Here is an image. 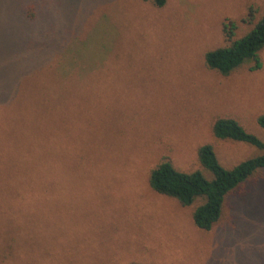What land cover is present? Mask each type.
<instances>
[{
	"label": "rangeland",
	"instance_id": "rangeland-1",
	"mask_svg": "<svg viewBox=\"0 0 264 264\" xmlns=\"http://www.w3.org/2000/svg\"><path fill=\"white\" fill-rule=\"evenodd\" d=\"M251 10L256 22L264 0H0L1 127L22 101L51 96L56 143L68 135L57 206L23 233L0 224V264H264L262 176L209 231L192 217L202 200L185 207L149 185L162 160L200 169L205 143L227 168L259 153L212 128L232 117L264 141V49L258 70L223 75L204 60L227 43L226 22L249 31ZM49 64L50 83L38 70Z\"/></svg>",
	"mask_w": 264,
	"mask_h": 264
},
{
	"label": "trees",
	"instance_id": "trees-1",
	"mask_svg": "<svg viewBox=\"0 0 264 264\" xmlns=\"http://www.w3.org/2000/svg\"><path fill=\"white\" fill-rule=\"evenodd\" d=\"M142 1H150L159 8L167 3V0ZM254 13L251 10L248 17L252 27L240 37H236L235 22L224 24L227 43L204 54L207 68L230 75L246 63L253 62V70L262 67L264 14L255 22ZM48 66L38 70L50 83L59 70L57 66ZM55 118L53 100L47 96L22 101L14 120L9 119L4 127L0 125V143H4L0 145V224L7 228L9 235L23 233V226L37 223L38 215L34 214L57 206L56 184L59 188L58 179L67 171L68 135L56 143L57 135L60 137L62 133L59 126L54 127ZM257 123L264 129V114L257 117ZM212 133L218 140L255 146L259 153L227 168L214 145L205 143L198 148L200 169L185 171L169 160H162L149 172V185L156 193L174 198L185 207L202 200L194 207L192 217L196 226L205 231L211 230L222 218L230 194L254 177L264 178V141L259 136L232 117H218ZM60 150L66 159L56 162L54 159L61 156Z\"/></svg>",
	"mask_w": 264,
	"mask_h": 264
}]
</instances>
